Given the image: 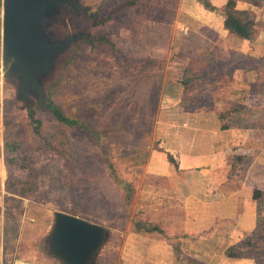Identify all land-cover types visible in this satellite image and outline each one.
Returning <instances> with one entry per match:
<instances>
[{"label": "rangeland", "instance_id": "374dc122", "mask_svg": "<svg viewBox=\"0 0 264 264\" xmlns=\"http://www.w3.org/2000/svg\"><path fill=\"white\" fill-rule=\"evenodd\" d=\"M129 1L81 0L83 5L91 6L90 12L94 14L89 17L70 14L67 25L59 24L58 35L88 30L93 37H107L108 42H101V38L93 44L88 40L75 42L44 81L46 103L52 108L60 107L66 116L103 130L98 143L87 131L63 123L50 108L35 106L32 115L23 107V101L17 99L15 83L7 81L2 72L0 0V97L3 96L0 109L4 112L5 138L20 144L8 154L14 161L9 164L7 175L15 186L24 187L29 194L23 200V215L9 218L10 225L18 224L20 241L15 251L7 254L4 264H60L49 255L45 242L54 210L82 216L113 230L97 264H174L179 262L178 255L197 252L209 259L206 264H227L215 261V255L226 254L231 247L242 250L243 255L226 256L253 258L255 264H264V205L254 228L245 231L242 238H236L231 222L219 225L211 236L205 235L207 230L199 232L196 227L208 226L210 220L202 212L208 207L198 200L200 212L191 211L192 199L185 196L192 191L187 189L189 174L180 171L177 183L175 179L153 177L144 164L133 162L134 156L148 158L154 148L169 162L165 152L171 147L170 133L166 130L171 124L181 130L187 125L185 119L163 115L165 109H174L166 92L176 94V81L183 82L187 100L180 104L188 110L213 107L217 104L212 102L217 90L213 84H205H210L209 79L218 83L228 80V75L233 76L232 65L247 59L231 54V63L211 61L212 74L205 77L202 85L199 70L194 69L196 64L189 70L191 59L201 50L199 39L191 31L196 23L187 20L180 10L181 6L191 8L190 0H135L132 4ZM115 8L117 11L110 18ZM178 19H183L184 26ZM253 33L244 38L252 40ZM180 47L186 51H179ZM191 97L193 102H188ZM257 107H263L262 112L256 111ZM231 109L233 113L229 112ZM221 113L220 127L226 124L229 128L252 129L258 138L262 137L264 147V103L258 97L253 94L247 103H233ZM105 153L121 175L131 181L134 190L130 203L113 180ZM241 154L245 155L242 159ZM237 158L240 160L235 167H222L218 175L226 177L231 172L227 177L231 179L234 175L238 179L250 172L256 174L257 182L264 179V152L258 147L254 151H236L235 161ZM169 165L174 169L173 164ZM239 184L232 188L238 189ZM209 188L217 189L215 185ZM223 191L211 201L221 204L222 197L218 195L227 193ZM227 203L234 207L236 201ZM133 219H147L166 228V239L138 236L132 230ZM198 232L202 235L200 243L195 241Z\"/></svg>", "mask_w": 264, "mask_h": 264}, {"label": "crops", "instance_id": "0c3cea01", "mask_svg": "<svg viewBox=\"0 0 264 264\" xmlns=\"http://www.w3.org/2000/svg\"><path fill=\"white\" fill-rule=\"evenodd\" d=\"M227 1L228 0H211V3L217 8H223ZM189 2L191 3V8H182L181 6L180 10L184 12L183 15L187 20L196 23L191 31H193L195 36L199 39V49L202 51H198L197 56L191 59V65L189 67L192 68L194 64H196L194 69L197 70V72L199 70L200 79L203 81H201V84H205L204 79L211 72L209 68L211 61H213V63L215 61H227L231 63L232 56L239 55L247 59V62L232 65L233 76L228 75L229 79L226 81L222 80L218 83V81L215 82L212 79L208 80L210 84H205V86L213 84L215 90H217L212 99V102H216L217 104L213 107L206 108L203 106L197 107L195 110H188L185 106L180 104L181 101L187 100L185 99L187 95H184L183 82L176 81V94H172L168 91L166 92L167 100H170L172 103H170V105H173L174 109H165L166 111L163 112V115L165 117L168 115L169 118L174 116L176 119H185L187 122L184 130L178 127L173 128L172 124L169 125L168 130H166V133H170V140H168V143L171 147L168 148V151L174 154L179 163V169L177 170L175 167L172 169L169 162L163 160V155H161V152L156 148L150 151L144 165L147 167L151 176L168 178L170 180L175 179L177 183L179 182L177 177L180 176V171L189 174V186L187 189L192 191L189 192V190V193L185 196H188V199H192L193 204L190 207L192 208L191 211L195 214L200 212V202H198V200H203V203L206 204L208 209L204 210L205 208H203L202 212L207 214V218L210 220L207 227L203 228V226L200 227L198 225L196 229H198L199 232L200 230H207L205 235L211 236V231H214L219 225H228L226 222H231L235 225L234 231L237 232L236 238L240 239L244 236L245 231L254 228L253 224H255L254 221L258 217L259 211L257 202L252 198V193L255 188L264 190V182H261L264 179L261 178V181L257 182L256 174L250 172L240 177L237 176L238 179L233 178L234 175H231L232 178L229 179L227 176L231 172H228L226 177H222V175H218V169L234 165L236 151L247 149L254 151V149L258 147L260 151L264 152V147L261 142L262 137L258 138L252 129L249 130L242 127H220L219 123L221 120L219 115L227 109V106L233 103H247L248 97L253 94L259 98L261 103H264V88H261L264 85V0H237L236 3L237 9L249 11L251 17L255 21V34L253 33L255 36L252 40H248L244 38V36L238 35L228 29L225 25V16L221 12L207 9L197 0H190ZM178 20L181 22V25L184 26V23H182L183 19ZM179 51L184 52L186 48L180 47ZM181 52L178 53L182 54ZM257 86L259 88L254 89ZM200 98L202 97L200 96ZM192 99L194 98L191 97L188 102H193L190 101ZM2 100L3 96L0 97V102ZM219 103L223 105H219ZM166 106H169V104L165 105V107ZM258 106H260V103ZM262 108L263 107H260V109L258 108L256 111L260 113L262 112ZM170 123L169 121V124ZM177 123L178 121L175 120L174 124ZM6 155L4 112L0 109V264H4L7 254H10L6 251L5 237L7 205L9 204L10 196H17L7 189L6 184L7 181H9L7 175L9 173V164L6 161ZM199 175L201 177H199ZM237 182H240V187L238 189L232 188L238 186L236 185ZM181 183L183 182L181 181ZM214 185L217 187L216 190L209 188ZM180 188H182V186ZM227 188L230 190L225 191ZM208 189L212 192H207ZM223 189V192L227 193L218 195L222 197L221 204L216 203V201H211L215 198L214 196ZM180 191L184 192L182 189ZM24 199L25 198H23V200ZM230 201H236L234 207L232 203H230V205L227 203ZM222 203H224V205ZM23 204L22 201V207ZM186 224L187 221H185L184 227H187ZM163 229L167 231L166 228ZM199 232L196 234V237H199L195 239L197 242L202 238V235L199 236ZM135 234L138 236L140 235L136 232ZM149 238L157 241L164 240ZM18 241H20V239H18ZM209 255H213V253ZM184 256L195 259V262H189L190 264H206V261L209 260L206 257H202L200 252L194 255L186 254ZM184 256L182 257L184 258ZM215 256V261L217 262H227V264H255L253 258L228 257L224 252ZM183 258L180 259L178 263L175 261L174 264H182L183 261L187 262L183 260Z\"/></svg>", "mask_w": 264, "mask_h": 264}, {"label": "water", "instance_id": "95a60500", "mask_svg": "<svg viewBox=\"0 0 264 264\" xmlns=\"http://www.w3.org/2000/svg\"><path fill=\"white\" fill-rule=\"evenodd\" d=\"M81 0H2V72L15 83L17 99L33 115L49 107L44 81L61 56L77 41L95 39L90 31L58 35L67 15H93ZM55 111V108H51ZM113 230L104 224L62 210L53 211L45 242L49 255L60 264H96Z\"/></svg>", "mask_w": 264, "mask_h": 264}, {"label": "trees", "instance_id": "16d2710c", "mask_svg": "<svg viewBox=\"0 0 264 264\" xmlns=\"http://www.w3.org/2000/svg\"><path fill=\"white\" fill-rule=\"evenodd\" d=\"M134 1L135 0L129 1V4L130 3L132 4ZM197 1H199L205 8H207L209 10L221 12L225 16L226 27L228 29H230L231 31L236 32V33H238L244 37L249 36L254 32L255 21L251 17V13L247 10L237 9V7H236L237 0H228L223 8L215 7L214 5H212L211 0H197ZM116 11H117V8H115L112 11V13L110 14V18L115 14ZM85 31H88V30H85ZM100 41L101 42H108V39H107V37H103L100 39ZM114 50H115V46H114ZM190 69L191 68L189 67V70ZM199 77H200V75H199ZM191 79H193V78L191 77L190 80ZM258 88L259 87L257 86L254 89H258ZM261 88H264V85ZM48 108L51 109L52 106H50ZM55 111H53V114L57 118H59L63 123L71 124L75 127H78L79 129L87 131L88 133L91 134V136L94 139H96V141L98 143L101 142V136L103 134V130L102 131L96 130L93 127H91L89 124L85 123L84 121H81L79 118H71L69 116H66L60 107H58L57 109L55 108ZM233 111H234V109L233 110L231 109L229 112L233 113ZM219 117L222 118L223 113H220ZM7 123H8V121H7ZM228 127H230V126L223 124L222 128H228ZM19 146H20L19 143H16V142L11 143L9 140H7L5 138V150L7 152L6 161L8 164H10L11 162L14 161L13 158H10V156H8L9 152L13 151V150H17ZM165 155L169 159V162L171 164H173V166L178 170L179 169V163H178L177 159L175 158V156L170 151H166ZM240 156H241L240 159H242V157H244L245 155L241 154ZM238 159L239 158H237V160L235 161L234 167H235L237 161L240 160V159L239 160ZM105 160L107 162V166L110 170V174L112 175L113 180L124 191V193L126 195L127 203H130V201L132 200V194H133V190H134V187H133L131 181H129L128 179H126L125 177H123L121 175L118 167L116 166L115 162L113 161V159L110 157V155L108 153H105ZM133 160H134L133 162L135 164L140 165V164H144L147 161V158L144 157L142 159H140V158L137 159L134 156ZM27 183L29 184L30 181ZM6 185H7V189L10 192L17 195V196H10L9 197V201H14V204L9 203L7 205V210H6V217H7V223L5 225V228H6L5 229L6 251L8 253H12L13 251H15V248L17 246L16 244L18 241L17 236H18L19 228L17 227L18 224H17V226L15 225V227L10 225L9 224V218L12 216L13 217L18 216V218H20L23 215L24 209L22 207V201H23V198L29 197V194L27 192V189H25L24 187L15 186L14 182L11 180L7 181ZM252 198L257 202L258 211H259V213H261L260 208L262 207V205H264V190L260 189V188H255L253 190V193H252ZM16 213H17V215H16ZM133 223H134V228L132 230L134 232L140 234V235L151 237V238H156V239H166V237H167V233L165 232V230L161 226L155 224L154 222H152L150 220L133 219ZM245 242L249 243L248 241H245ZM177 250H180V249L178 248ZM226 254L231 255V256H242L243 251L237 250V249L231 247L229 249V251L226 252ZM182 258H183L182 256L180 257V255H178L176 260H180ZM183 260L187 261L188 263L189 262H192V263L195 262V259L191 258L189 256H184ZM8 264H11V263H8Z\"/></svg>", "mask_w": 264, "mask_h": 264}, {"label": "flooded vegetation", "instance_id": "af4514ba", "mask_svg": "<svg viewBox=\"0 0 264 264\" xmlns=\"http://www.w3.org/2000/svg\"><path fill=\"white\" fill-rule=\"evenodd\" d=\"M70 14H72V15H75L74 13H70ZM70 14H68L67 16H69ZM94 14V13H93ZM81 15H84V14H81ZM64 24H68V22H66V23H64ZM58 28V27H57Z\"/></svg>", "mask_w": 264, "mask_h": 264}]
</instances>
